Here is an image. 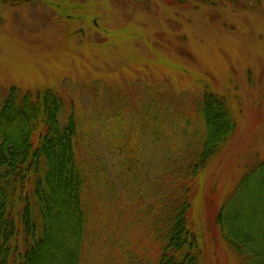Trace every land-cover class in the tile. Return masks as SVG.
<instances>
[{
    "label": "rangeland",
    "instance_id": "obj_1",
    "mask_svg": "<svg viewBox=\"0 0 264 264\" xmlns=\"http://www.w3.org/2000/svg\"><path fill=\"white\" fill-rule=\"evenodd\" d=\"M11 87L63 92L64 111L87 123L104 110L131 112L134 93L147 98L153 89L176 102L172 111L194 110L207 94L224 98L236 128L194 181L191 220L201 264H241L216 215L226 205L231 218L237 184L264 161V0H0V88ZM104 126L112 129L111 120L77 142L79 157L114 179L90 210L82 264H134L140 244L134 225L123 223L134 220L142 183H122ZM143 140L149 179L176 167L168 156L183 160L190 151V135L171 132L158 146Z\"/></svg>",
    "mask_w": 264,
    "mask_h": 264
},
{
    "label": "trees",
    "instance_id": "obj_2",
    "mask_svg": "<svg viewBox=\"0 0 264 264\" xmlns=\"http://www.w3.org/2000/svg\"><path fill=\"white\" fill-rule=\"evenodd\" d=\"M145 93H134L131 112L104 110L87 125L77 112L64 111L63 92L0 88V264H82L90 210L114 179L97 160L79 157L77 142L107 120L112 129L104 126V134L116 141L109 149L113 168L124 169L122 183L125 178L142 183L134 188V220L123 223L134 225L140 244L134 264H201L199 233L191 220L194 181L231 138L236 121L215 94L195 100L194 110L172 111L176 102L166 101L159 90H148L147 98ZM171 132L190 135V151L183 160L168 156L176 167L149 179L143 138L158 146ZM236 187L231 218L224 205L217 225L241 264H264V161ZM139 228L146 229L145 237Z\"/></svg>",
    "mask_w": 264,
    "mask_h": 264
}]
</instances>
